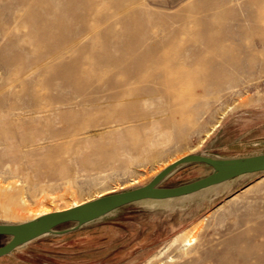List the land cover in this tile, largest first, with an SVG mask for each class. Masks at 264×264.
I'll list each match as a JSON object with an SVG mask.
<instances>
[{
  "label": "rangeland",
  "instance_id": "374dc122",
  "mask_svg": "<svg viewBox=\"0 0 264 264\" xmlns=\"http://www.w3.org/2000/svg\"><path fill=\"white\" fill-rule=\"evenodd\" d=\"M2 140L0 185L28 177L27 204L51 211L144 185L182 155L264 153V0H0ZM211 170L187 163L159 186ZM0 197V223L31 219ZM74 225L0 264H264V171ZM193 229L186 254L178 240L153 257Z\"/></svg>",
  "mask_w": 264,
  "mask_h": 264
},
{
  "label": "water",
  "instance_id": "95a60500",
  "mask_svg": "<svg viewBox=\"0 0 264 264\" xmlns=\"http://www.w3.org/2000/svg\"><path fill=\"white\" fill-rule=\"evenodd\" d=\"M192 162L204 163L210 166L212 170L210 173L186 183L175 186H159V183L175 169ZM262 171H264V153L223 160L207 157L200 153L187 154L165 166L144 185L107 193L27 221L0 223V235L9 236V240L0 245V257L11 253L24 243L54 232L56 227L66 223L75 224L67 229L70 231L136 201L180 197L244 174Z\"/></svg>",
  "mask_w": 264,
  "mask_h": 264
},
{
  "label": "bare ground",
  "instance_id": "6f19581e",
  "mask_svg": "<svg viewBox=\"0 0 264 264\" xmlns=\"http://www.w3.org/2000/svg\"><path fill=\"white\" fill-rule=\"evenodd\" d=\"M158 108V107H157ZM162 108V107H161ZM145 113H146V111H145ZM122 118V117H121ZM221 118V117H220ZM119 119V118H118ZM118 121V120H117ZM120 121H121V119H120ZM120 123V122H119ZM216 125H215V127L218 125V123H215ZM24 125V124H23ZM22 125V126H23ZM142 126H143V124H142ZM145 126V125H144ZM147 126V125H146ZM146 126H145V128H146ZM27 127V126H26ZM44 127V126H43ZM144 128V127H143ZM7 130V129H6ZM36 130V129H35ZM48 130V129H47ZM42 131V130H41ZM5 132V131H4ZM9 133V132H8ZM15 133V132H14ZM27 133V132H26ZM39 133V132H38ZM42 133H43V131H42ZM11 134V133H10ZM9 134V135H10ZM17 134V133H16ZM4 135V134H3ZM6 135H7V133H6ZM41 135V134H40ZM15 136V135H14ZM20 136V135H19ZM18 136V137H19ZM37 136V135H36ZM46 136V135H45ZM147 136V135H146ZM10 137V136H9ZM23 137V136H22ZM41 137V136H40ZM141 137V136H140ZM2 138H6V141H8V140H10V138L7 140V137H2ZM43 138H45V137H43ZM42 138V139H43ZM48 138V137H47ZM26 139V138H25ZM35 139H37V138H35ZM34 139V140H35ZM56 139V138H55ZM11 140H12V138H11ZM17 140H19V138L17 139ZM22 140H24L23 138H22ZM123 140V139H122ZM3 141V142H2ZM0 143L1 144H4V140H2ZM15 141H16V139H15ZM81 141V140H80ZM100 141V140H99ZM28 143H29V141H27ZM26 142V143H27ZM83 142V141H82ZM129 142V141H128ZM138 142V141H137ZM143 142V141H142ZM142 142H140V143H142ZM147 142V141H146ZM149 142V141H148ZM7 143H9L10 144V141L9 142H7ZM26 143H24V144H26ZM81 143V142H80ZM121 143H123V142H121ZM125 143H126V141H125ZM125 143H123L124 144V146H125ZM139 143V144H140ZM144 143H145V140H144ZM143 143V144H144ZM16 143H14V145H15ZM23 144V143H22ZM34 144V143H33ZM32 144V145H33ZM37 144V143H36ZM36 144H34V145H36ZM82 144V143H81ZM85 144V143H84ZM117 144V143H116ZM122 144V145H123ZM146 144V143H145ZM148 144V143H147ZM28 145V144H27ZM114 145V144H113ZM127 145V148H128V144H126ZM131 145V144H130ZM12 146V145H11ZM41 146H42V144H41ZM87 146H88V144H87ZM90 146V145H89ZM92 146V145H91ZM115 146V145H114ZM119 146V145H118ZM8 147V146H7ZM13 147V146H12ZM86 147V146H85ZM95 147V146H94ZM116 147V146H115ZM119 147H121V146H119ZM132 147V146H131ZM141 147H143V146H141ZM147 147V146H146ZM16 148V147H15ZM17 148H19V147H17ZM40 148V147H39ZM84 148V147H83ZM91 148V147H90ZM97 148V147H96ZM109 148V147H108ZM117 148V147H116ZM123 149H124V147H122ZM121 148V149H122ZM12 149V148H11ZM33 149V148H32ZM107 149V148H106ZM110 149V148H109ZM108 149V150H109ZM115 149V148H114ZM122 149V150H123ZM141 149V148H140ZM142 149H144V148H142ZM147 149V148H146ZM148 149H149V147H148ZM9 150V149H8ZM29 150V149H28ZM83 150V149H82ZM87 150V149H86ZM85 150V151H86ZM99 150V149H98ZM131 150V149H130ZM130 150H128V151H130ZM136 150V149H135ZM23 151V150H22ZM77 151V150H76ZM103 151V150H102ZM116 151H118L119 152V149L118 150H115V152ZM125 151V150H124ZM139 151V150H138ZM148 151V150H147ZM96 152V151H95ZM107 152V151H106ZM114 151H112V153H113ZM27 153V152H26ZM93 153V152H92ZM97 153V152H96ZM112 153H109V154H112ZM139 153V152H138ZM143 153H144V151H143ZM142 152L140 153V154H143ZM159 153V152H158ZM24 154V153H23ZM80 154V153H79ZM105 154H107V153H105ZM124 154V153H123ZM123 154H122V156H123ZM137 154V153H136ZM139 154V155H140ZM145 154V153H144ZM200 154H202V155H205V156H207V157H211V158H214V159H217V160H223V159H225L224 157H221V156H219V155H215V154H209V153H200ZM22 155V154H21ZM29 155V154H28ZM32 155V154H31ZM72 155H73V153H72ZM91 155V154H90ZM97 155H99V154H97ZM146 155V154H145ZM104 156H106V155H104ZM108 156V155H107ZM116 156V155H115ZM142 156V155H141ZM182 156H185V155H182ZM182 156H180V157H177V158H175L172 162H174V161H176V160H178L179 158H181ZM76 157V156H75ZM143 157H144V155H143ZM142 157V158H143ZM69 158V157H68ZM127 158V157H126ZM147 158H148V156H147ZM16 159V158H15ZM32 159V158H31ZM115 159V158H114ZM122 159V158H121ZM22 160V159H21ZM129 160V159H128ZM87 161V160H86ZM98 161V160H97ZM21 162V161H20ZM32 162H33V160H32ZM167 162V161H166ZM172 162H170L169 164H171ZM16 163V162H15ZM19 163V162H18ZM76 163V162H75ZM17 164V163H16ZM62 164V163H61ZM77 164H79V163H77ZM83 164V163H82ZM87 164V163H86ZM102 164V163H101ZM105 165V164H104ZM109 165V164H108ZM75 166V165H74ZM16 167V166H15ZM24 167V166H23ZM22 167V168H23ZM90 167V166H89ZM162 167V166H161ZM9 168V167H8ZM88 169V168H87ZM97 169V168H96ZM163 169V168H162ZM14 170V169H13ZM6 171V170H5ZM15 171V170H14ZM67 172H68V169H67ZM66 172V173H67ZM10 173V172H9ZM17 173V172H16ZM25 173V172H24ZM14 174H15V172H14ZM27 174V173H26ZM23 175V174H22ZM35 175V174H34ZM24 176V175H23ZM23 176L22 177H20L21 178V182L23 183H26V184H24V185H18L19 183H18V181H19V179H16L15 181H11V180H9V182H7V185H5V186H1L0 185V196H3L4 197V202H3V210H4V212L5 213H11V214H13V215H17V214H19V211L20 210H23V209H25L27 212H28V214L31 216V219H34V218H37V217H39V216H41V215H43V214H46V213H49V212H52V211H57V210H62V209H65V208H69V207H71V206H74V205H77V204H80V203H82V201L81 202H78V200H76V199H74L73 200V202L70 204V205H68V206H64V208H62V206H61V208H57V209H55V210H52L51 211V209L49 210V208L47 207V206H45V204L44 203H36L35 205H33V206H29L28 204H27V201L25 200V194H27L28 192H35V191H39V189H38V187L39 186H36L35 184H31L30 182H29V179H28V177H25L24 176V178H23ZM27 176H29L28 174H27ZM72 176V175H71ZM13 178H14V176H12ZM12 178V179H13ZM16 178H17V176H16ZM34 178V177H33ZM68 179V178H67ZM69 180V179H68ZM11 181V182H10ZM65 181V183L67 182L66 180H64ZM70 183H71V181H69ZM21 183V184H22ZM35 183H36V181H35ZM3 184V183H2ZM67 184V183H66ZM44 184H42L41 183V186H42V188L43 187H45V186H43ZM124 185V184H123ZM119 186H122V185H119ZM42 188H40V192H43V189ZM115 190V189H114ZM73 191V190H72ZM77 191V190H76ZM40 192H39V194H40ZM45 192V191H44ZM37 193V192H36ZM42 194V193H41ZM73 194V193H72ZM36 195V194H35ZM45 196V195H44ZM59 196V195H58ZM73 196V195H72ZM99 196H101V195H99ZM56 196H54L53 197V199L54 200H56V198H55ZM0 198H2V197H0ZM27 198V197H26ZM79 198V197H78ZM3 199V198H2ZM232 199V198H231ZM52 200V199H51ZM58 202V201H57ZM56 202V203H57ZM2 204V203H1ZM57 207V206H56ZM10 215V214H9ZM25 215V214H24ZM206 216V215H205ZM203 218V217H202ZM200 220V219H199ZM27 221V220H26ZM196 223V222H195ZM200 223H201V221H200ZM197 224V223H196ZM194 225V224H193ZM196 230L195 229H193V230H190V231H188V232H185V231H182V233L181 234H177L173 239H171L169 242H167L166 244H164L163 246H161L154 254H153V257H159V256H161L170 246H172L175 242H177L178 240H179V251H180V254H186L189 250H191L192 248H193V245H194V243L196 242ZM183 234V235H182ZM179 238V239H178ZM169 252V251H168ZM183 256V255H182ZM151 258V257H150ZM152 259V258H151ZM170 260L171 259H173L171 256H170V258H169ZM218 260L220 261V262H224V259H222V257L221 258H218ZM224 263H226V262H224Z\"/></svg>",
  "mask_w": 264,
  "mask_h": 264
},
{
  "label": "crops",
  "instance_id": "0c3cea01",
  "mask_svg": "<svg viewBox=\"0 0 264 264\" xmlns=\"http://www.w3.org/2000/svg\"><path fill=\"white\" fill-rule=\"evenodd\" d=\"M239 177V176H238ZM235 178H237V177H235ZM235 178H233V179H235ZM233 179H230V180H233ZM230 180H227V181H224V182H222V183H225V182H228V181H230ZM221 184V183H220ZM167 199V198H166Z\"/></svg>",
  "mask_w": 264,
  "mask_h": 264
}]
</instances>
